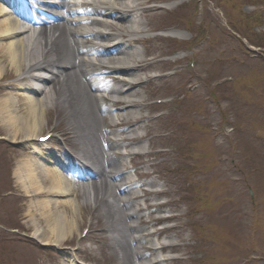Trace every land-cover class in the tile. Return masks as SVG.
Instances as JSON below:
<instances>
[{
    "label": "rangeland",
    "instance_id": "374dc122",
    "mask_svg": "<svg viewBox=\"0 0 264 264\" xmlns=\"http://www.w3.org/2000/svg\"><path fill=\"white\" fill-rule=\"evenodd\" d=\"M218 46L220 47L219 54L222 56L223 60L217 70L214 72L213 80L211 82V89L217 90L221 93L220 88L223 86L213 87V82L218 81L221 79L229 78V77H239L241 76L244 65L241 64L245 57L241 54L240 50L237 48L236 43L232 40H226L225 42L219 41ZM264 60V56H260L258 62H262ZM257 62V63H258ZM247 70L250 72L249 65H247ZM6 71H3V74ZM241 82V80L239 81ZM238 82V83H239ZM207 93V92H205ZM231 100L235 102L236 111L240 115V124L236 114L232 110V104L229 101H222L221 105L218 109H221L222 106L226 110L227 116L225 117L226 124L223 126L225 127L227 135L224 134H217L215 138V145L216 149H212L215 158L217 160V167L225 165L226 162L220 161V159L226 158L227 151H238V155L244 156L246 153L245 148V141L247 137L251 138L252 140L256 137V133L250 131L246 126L251 127L253 126L255 129L263 128L264 127V72L256 70L254 75L249 76L248 82L242 83V89L235 92L234 95L229 97ZM210 111L213 114V111L218 114L219 110L213 106L212 102L209 104ZM222 110V109H221ZM249 114L250 121L245 120V115ZM219 115V114H218ZM214 117L211 122V128L217 129L219 124V116ZM20 122H24L25 119L22 118V115L19 114L16 117ZM263 118V119H262ZM202 121V119H200ZM229 128H232V132H228ZM26 130H22V132ZM218 133V131H215ZM247 136V137H245ZM0 137L7 138L8 140H13L12 145L10 148H7L4 144H0V194L3 193L4 187L5 190H13L9 184H13V179L11 178L14 172L16 173L17 166L21 164V158L23 156L19 153V150L16 149L17 143L21 141L22 136H17L13 133V136L9 135L6 129L2 128L0 124ZM18 138V139H17ZM16 139V140H15ZM19 160V161H18ZM205 174H200V177L203 178ZM1 197V196H0ZM9 200V199H8ZM4 201L0 199V212L3 215H0V221L7 225V228L15 229L20 228L26 234L33 233L32 228H29L28 225H20V216L23 214V210H20V206L16 201ZM28 206V201L25 202ZM7 204V205H6ZM36 213V211H32ZM31 212V214H32ZM26 214V211H24ZM6 218V219H5ZM42 227L43 225L40 224ZM229 239L225 241V250L226 254L229 257H236L235 259L231 260L225 264H242L244 259L239 258L242 249H244L245 239L247 238V234L243 231H235L232 234H228ZM257 236V235H255ZM259 236V234H258ZM264 237V236H263ZM7 244L5 242H0V264H12L14 262V258L11 255V249L14 253L17 254V247L13 246L12 238L13 234L6 235ZM258 248L251 251V264H264V239L258 238ZM53 244V243H52ZM51 244V245H52ZM228 244L230 249H228ZM201 247L206 248L208 251H212L214 245L211 243H202ZM84 249L86 247L84 246ZM34 254V253H33ZM97 255V253H94ZM58 253L49 249V251H41L39 255L34 254L32 256V261L35 259L36 263H47L50 260L55 259L58 257ZM11 257V258H10ZM105 259V257H101ZM256 259H260L259 262ZM194 264H203L204 260L193 257ZM205 264V263H204ZM247 264V263H246ZM249 264V263H248Z\"/></svg>",
    "mask_w": 264,
    "mask_h": 264
},
{
    "label": "bare ground",
    "instance_id": "6f19581e",
    "mask_svg": "<svg viewBox=\"0 0 264 264\" xmlns=\"http://www.w3.org/2000/svg\"><path fill=\"white\" fill-rule=\"evenodd\" d=\"M140 4L136 3L135 1V7H138ZM122 8L124 7V4L121 6ZM2 12H0V18H1ZM12 29L9 27H6L3 30H0L1 35L5 36H11L12 34ZM57 35L54 33H50L48 37V42H49V47L52 51H58L64 47H67L68 44L65 42H61L59 39V35L61 33L60 29L56 30ZM38 49H35L33 47L26 48V47H20L18 48H11V47H6L0 45V54L6 55V60L2 61L0 60V77L2 76L1 71L6 68L3 65V62H7L6 65L14 69L15 72H17V56L21 59L22 57L28 56L30 61L33 62L37 59L38 57ZM8 53V54H7ZM32 54L34 55L32 57ZM9 55L15 56L12 57L11 59ZM118 54H115L117 56ZM1 58V56H0ZM128 57L121 58L120 60L123 61L127 59ZM3 69V70H2ZM8 102L7 101H2V104L6 105ZM27 105L29 108L34 107L33 104L31 103H24ZM8 113L7 111H0V122H2L5 127L7 126L10 130H12V133L18 132L19 136L21 133H19L20 127H15L11 128L12 126L10 123H5L4 121L9 117L6 115ZM43 113V111H41ZM27 125V124H26ZM35 128V124L32 123L29 126V129L32 130ZM24 134V133H23ZM32 134H35V132H30L29 134H24L26 136H32ZM41 151H44L41 149ZM36 152H39L36 150ZM23 162V159H22ZM21 162V163H22ZM48 163H51V161H48ZM50 170V172H39L38 167L35 165L34 162H30L28 159L24 161V164H19L16 169V174L18 175V178L21 182L22 188L25 189L26 192L33 191L35 193H40L41 191H46L45 193H50L51 197H47L46 200H42L41 202H36L37 209L40 211V215L43 217L44 223L48 225V234L47 236L46 233H43L47 237V239H50L52 237H55L56 240L60 241V237L65 236V233H61V228H60V222H59V216L55 215V213L51 210L50 202H52L53 199H55L57 202L58 198H63V197H68V195H65V190L63 183L64 181L61 180L60 176L55 173V168H47ZM45 176V177H44ZM63 182V183H62ZM97 201V200H96ZM43 204V208H40V204ZM66 202H64L65 204ZM58 213H61L60 209H57ZM102 215L106 218H111V211L106 210L102 213ZM63 217L66 218V216L63 214ZM63 238V237H62ZM42 242L44 239L41 240Z\"/></svg>",
    "mask_w": 264,
    "mask_h": 264
}]
</instances>
